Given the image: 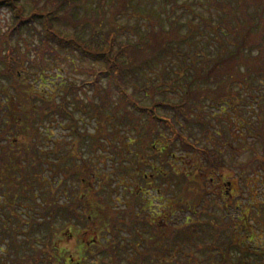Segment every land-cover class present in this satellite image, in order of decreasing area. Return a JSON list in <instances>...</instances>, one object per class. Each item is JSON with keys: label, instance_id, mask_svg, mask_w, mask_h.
<instances>
[{"label": "rangeland", "instance_id": "374dc122", "mask_svg": "<svg viewBox=\"0 0 264 264\" xmlns=\"http://www.w3.org/2000/svg\"><path fill=\"white\" fill-rule=\"evenodd\" d=\"M56 1L57 0H20V4L23 6L24 11L27 12L31 9H50L54 7ZM73 1L72 3L69 2L70 4L67 3L60 8L58 12L59 16L53 19L52 25H55L56 28L63 32L62 34L65 33L66 35L75 36L77 39L86 40L91 45L105 44L107 34L111 30V21L116 26V28L113 27L112 29L115 28L117 30L116 42H136L139 39L138 35H141L140 43L138 44L140 48L144 47L146 41H148V38H150V36L152 35V32L155 33L159 28H164V30L170 29L172 28L171 25L176 22V24L181 27L182 31V20L186 17H192L200 23V30H195L192 36L187 38L186 42L182 43V39L177 38L171 40L170 43H172L173 46L168 49V53L165 51V49H161V45L155 43L154 41L146 44L148 46L146 50L148 56L146 57V60H144L147 62V64H144L143 62L141 63V61L139 63L132 64L136 56V54L134 53L121 55V59L124 64L122 73H124L126 77L125 80L127 81V88L132 90L134 96L139 100L144 101V103H150L148 100V97L150 96L154 97V100L169 99L173 102H176L177 100H179V98L181 100L182 98L183 100H186L187 96L189 99V93L191 91H198L204 88V84L200 80H195V82H193L191 86H189L191 91L188 92L187 90H185L186 85H184V83L182 82V70L176 68V66H180L178 62L182 60V50H184L183 56L186 57V54L188 52L192 53V51H194L196 47L200 48V51L197 53V58L200 61L202 60L203 63L197 60V64L199 63L198 65L199 67H201V70L206 69V66L209 67L213 65L217 58L222 57L223 49L220 46L219 41H217L218 39L213 35L211 28L209 29L203 27L204 22L201 19L211 18L215 20L216 18L219 19V17L223 15V12H220L210 4V0H172L171 2H168L169 6L164 5L167 4L166 2L168 0H128V4L126 5V7H124L123 5H118V3L117 5L115 4V18L111 16L110 12L113 3L111 0H107L108 4H105L104 0H81L75 2V4H73ZM123 2L125 5L126 1L122 0L121 3ZM149 14H152L153 16L150 18L147 16ZM193 14H196L197 16L193 17ZM11 21V11L5 7H1L0 32L3 31V29H5L7 25L11 23ZM184 29H187V25ZM40 34V25L36 21L32 25L24 26L18 36L14 35L12 39L14 44H18V48L20 50H25L27 52L25 56H27L28 58L24 57L27 60L23 65H25V68L28 69L27 73H29L30 81L35 82L36 86L33 84V87H40L38 85V82H40V74L38 73L39 66L37 64L41 60L42 62H44L43 69L45 71V75L47 76L46 78L51 77L53 79L52 92H50L51 95H53L54 99L52 102L53 105H59L61 103L63 95L65 94L66 99L69 102L68 107L71 109V111L74 110V108L77 109L78 103L72 98L71 93L75 92V90H77L79 86L83 85L85 86V90L83 91L81 89L80 93L86 101H82L81 105L83 107H86L88 103V107H90V103L93 102V100H91L89 97H93V95L97 97L99 91L104 93V86H95L93 88L89 85L87 86L86 84L91 78L90 71L99 63L92 62L88 58V56L81 57L77 51L60 47V45H56L54 43L45 51L41 49ZM140 44H142L143 47H141ZM232 49H234V45H227V50ZM33 56L35 58V61L30 60V58H32ZM206 57L208 58L206 59ZM177 58H180V60L178 61ZM170 61V64H172L174 68H164L166 62ZM186 63L188 66L187 69H185V73H187L189 70L191 72H195L196 65L192 63V60L189 59L186 61ZM196 72L201 73L199 71V68L196 70ZM212 79L213 82L210 81V86L212 87L211 89H213V93H207L205 97L202 96V98L200 97V99L197 97L198 102H194L193 104L188 105V107L186 106L183 111L182 108L178 111H173L171 109L169 110L168 106H164L162 108H158L159 111L155 110V113L158 115H168L171 121L175 124V128L179 129L181 134H189L190 139L195 140L201 146L206 145L211 148L213 140L216 139V152H213V155H211L214 164L213 168L216 170V174L220 175L221 179H223L224 182L232 181L233 189L231 191L232 195L230 197L231 205L226 208L225 205L221 203L220 199H217L215 196L213 198L210 196L206 197L207 199L204 202L201 201V191L203 189V185L201 179L199 178L198 181L195 180L197 181L196 183H191L192 187L198 188V192L195 195L196 197H189V200L187 201H190L192 204H200L201 202H203L202 209L203 211L205 210V212H203L204 216L202 215V217H204V219H209V217H211L210 219L219 221V219L212 218L214 214H217V218L218 215L221 214H223L225 217L228 215L231 218H234L228 221L230 223L231 229L234 227V221H237L239 223L236 228L237 231L233 232L234 235L238 237L240 236L242 238H248L247 235H249L250 231H252V237L246 240L245 244L248 246V249L249 247H252L256 250L264 252V206L262 205L264 204V168H261L262 165L258 164L254 157V155L257 154L255 151L260 150L261 142L263 143L262 138H264V130L261 129L262 124L259 120V115H264V85H255L258 83V81L255 79L248 80V84L241 82L240 86L235 84L234 82H228L226 85H224L223 83L219 84L218 79ZM6 81L7 79L5 78L0 79V84L5 83ZM150 82H152L151 85L155 84V86L151 87L149 85ZM83 83H85L86 85ZM7 86L8 88H11L10 85ZM224 86H226L225 89ZM234 90H239L241 92V97L239 99L242 98L243 103H241L242 101H240L239 99L235 100L233 98V95H236V93H234ZM85 94L90 95L87 96ZM261 94H263V96H260ZM4 96L6 95L3 93L0 87V104L3 105H0V143H9L6 145V148H8L12 143L16 142L17 145H19V148L17 145L12 144L14 146L13 149H15L16 146L18 148V150L12 156L14 159L13 162L17 163L18 166L17 168L15 167L13 170L9 171H7V164L4 161V159H7L4 158V156H1V153L3 152H0V175L2 176V180H0V212L5 214V211L9 210V208L12 207L18 213V217L20 216L21 220H30V217H35H32L33 219H35V229H33V227L30 229L26 226H23V228H21L20 230H30L25 231L26 234L24 236L30 237L35 233H39L42 236L44 232H46L45 230H47V228L45 229L43 226H47L48 222L46 219H44L43 221H41L42 223H38V212L42 209L47 199V195H39V197H37L38 204H36L32 201H29L26 197L22 196L23 194H21L22 191L20 190L21 184H23L24 179L26 180V178H29L26 180L28 182H24V184L26 186H30L34 191L37 192V194H39V192L41 194L42 188L40 191L38 183L35 179V169L31 166V164L33 163V159L35 158V160H38V157H40L41 163L38 166L37 174L41 173L42 176H44L48 180L49 185H45L44 189L46 191L50 189V194H53L54 196L56 195V202L57 200H61L62 198V189H69L76 194L75 186L73 185V183L76 184V176L71 173L69 174L68 171L72 167V165L77 164L76 158H72L70 155V143L75 140L76 147H81L82 144L80 143L79 139L73 138L77 137V133L79 132L77 130H71L75 126V124L73 123L70 116H65V114H59L57 112H50L49 114L43 116V119L40 118L35 123V125H37L38 127L37 129L35 128L37 137L34 136L31 139L36 141V149L38 150L39 154L35 155L37 154V150H34L35 154L33 152L30 153L26 148L28 145L24 143L26 141L25 138L23 139V136H21V131L24 133L28 131H26L24 127H20L17 124L20 122V117L24 118V112L21 108H18L17 112L13 113L12 115L16 123L13 122L14 124L12 123L10 125L9 119L7 121L6 117H2L4 115L8 116V112L4 111L5 104H3V100H1ZM217 96L228 98L227 102H229L231 99V108L230 106H228V103L222 102L217 103V106L213 107L212 104L216 103L215 100L217 99ZM162 97H164V99ZM22 101L23 99L20 100L19 103L21 104ZM94 101L99 102L98 100ZM114 104L115 102L111 103L112 106ZM234 110L239 113L242 112L243 115H236ZM182 112L184 114H182ZM86 113L87 112H82L83 119ZM121 113L123 114L124 112L123 109H121V107L119 106L118 114ZM133 113L135 114V116L132 123H134V125H137L136 128L132 127L130 123L128 128H124L123 126L119 127V124L117 125V128H115L117 132H120V134H122V137H125L123 140L125 141L126 147L122 142H120L118 139H114V136H112L111 141H108V143H106L107 151L109 149V145L112 144L111 146H113V144L118 145L119 143V146H121V149L123 151L126 148H128L129 150L132 149L133 151L136 149L138 150L144 139H157L158 135L162 133L161 131L163 129L167 131L166 127L163 128V126L161 124L159 125L158 123L153 124L154 126L150 128L147 124L148 120L150 119L149 117L145 116L144 114H139L137 112L135 113V111H133ZM74 114L77 116V113L75 111ZM90 115L91 118H93L92 109L90 110ZM232 115H234V118L232 117L234 121L231 118ZM247 116H250L253 119L252 126H250L249 124H245V117ZM199 119L203 120L200 121ZM171 121L169 123L170 126L173 124ZM93 122L95 123V121ZM138 123L140 124V126H138ZM82 124L83 122L78 124L77 127H82ZM102 126L104 127L103 129H105L103 130V132L107 134V128L104 124H102ZM173 129L174 128L171 127V130H168L170 134H172ZM240 131H242V133H240ZM128 135H131L132 137L129 143L127 142ZM61 137L63 138L61 139ZM54 139L59 140L58 144L55 143V147H57V149H59L58 151L63 154L60 155V158H58L57 166L59 171L57 173L52 170V163H47L46 161L49 158L48 155L50 154V151L53 150ZM68 139L69 142H65ZM102 142L103 141H100V143L97 142V144L91 145L92 150H90V152L87 150V147L84 146L86 152L83 155V160H86L87 163H84L82 166L84 167V171H86V174L89 176L90 181H92L91 179H93L92 177L95 172L99 174L100 172H104L102 170H106L105 173H110L112 171V166L110 165V160L108 158V152L103 151V156L101 158H97L95 156V154L97 153L96 151H100L99 144H101ZM252 144H254V146ZM179 147V142L170 144L169 150L171 151V153H176V156H172L170 154V159L171 157H174L175 159H177L178 157L182 158L181 156H185L186 158H188L189 155H187V153H185L184 151H182L181 153V149ZM250 147H252V149L255 148V153L250 152ZM69 148L70 150H68ZM182 149H185V147L182 146ZM1 150L2 149L0 148V151ZM212 150L214 151L215 147ZM219 150L222 152V156H220L221 153H219ZM65 152L67 154H65ZM50 158L52 160V154H50ZM200 159L203 162L206 160L205 158L201 157ZM101 161L103 162L101 163ZM102 166H104V168H102ZM1 167L3 169V172L1 170ZM242 167L245 168L246 173H241ZM182 168V171H184V173H189V169L185 167L184 164L182 165ZM6 172H8L12 177L10 176V178H6ZM206 173L210 174V172ZM110 174H113L114 176L110 179H113L112 184L115 183L114 185L118 186V191L112 193H106V191L104 192V190L101 189L103 180L101 181L99 179L100 182L98 183V185L96 183L92 186V188H96L95 190L98 192L97 196H93L88 191L86 192V194H84V199L90 201L89 204H87V202L85 203V208L88 213H90V218L86 216L85 219L87 221L90 220L91 224L93 225L92 227H99V230L96 231V233L98 234L97 238L101 241V243L106 245V247H103L100 250L101 252H103V254H100V256L102 257H100L99 261L104 264H109L108 262H106L107 259L105 258L110 257V261L112 262L111 264H127L124 259V252L129 251V247L125 244H113L110 231H125L126 229L132 230V228L134 227L132 219L130 217L131 211H129V209H127V207L125 206V201H132V198H130L129 193L121 190V186H129L132 183V177L123 174ZM193 175H195V171L193 172ZM24 176L26 178H24ZM57 178L61 179L60 185L63 184V187L60 188V190H57ZM9 180L12 181L11 187L14 191L12 193H15V195H9L10 197L8 195L6 196V193H8V191H6V186L7 182L9 183ZM46 181L43 184H46ZM154 181L156 182V184L161 182L156 178ZM51 182L54 184L53 186H55V188H52ZM168 185H170L169 191L166 187ZM163 186H165L166 191L162 190V193H156L158 196L155 193H151L150 196H148L147 194L144 196L143 201H148L150 199L152 203L162 202L163 204L165 202V204L167 203L169 205H172V194L175 197L179 193L180 189L178 190L177 185L173 184L171 181H168V184ZM160 188L162 187L160 186ZM144 189H146V186L144 187ZM121 193H124L122 194V196L125 197H122L123 200L121 198ZM58 194H61V198L60 196H58ZM91 196L93 198H90ZM177 196L173 200L174 203H178L176 199L180 196ZM116 198H118V201ZM68 200H71V197L63 198L64 203H66V201ZM73 200L77 199L72 198L71 201ZM179 200L182 201V198H179ZM91 204L93 205V210L91 209ZM80 205L83 206L82 203H80ZM118 209H120V211H118ZM179 211L180 209L178 210V212ZM58 213L62 214V216L66 215L65 212L60 208ZM4 214H0V222L1 220L4 221L8 219ZM178 214L179 213H177L176 215L177 218L172 217L170 225H172L174 221H180V214ZM95 216L97 218L96 220H94ZM243 220L245 226L244 228L242 227ZM36 222L38 224H36ZM50 223H52L51 229L60 226V221L54 217L50 218ZM104 225L106 227L109 226L110 228H106V230L103 231ZM199 225L197 226V231H187L186 235L183 236V240L182 233L177 236V242L171 243L172 246L174 244L175 246L173 247L174 249L171 252L170 256H172V254L179 255L178 244H182V258L179 257V259H183L186 261H188L189 259L192 262L186 263L185 261V264H211L210 260H206L203 258L205 255L204 252L207 251L208 244L210 242L217 244L216 250L212 252V260H214V263L217 262L218 259H220L222 253L228 251V248L226 246L227 244L225 242L221 243V240L223 238H228V233H225L226 231H224L223 234L218 235L216 239H214L210 234L211 231H207L205 229L207 228L206 225L200 227ZM83 226L84 225H81V227ZM155 230L158 231L157 227L155 228ZM177 230L182 231V221L180 228H170V230H168L170 231V237L173 235V237H175L176 234L174 231ZM183 230L188 229L184 228ZM2 231H7L9 233V231L12 230H9V228L7 230L4 229L0 230V233ZM5 233L3 235L4 237ZM91 235L92 234H90V237ZM3 236L2 238H0V247L5 249L7 254H4V256H2L0 253V264H4V262L2 261L4 258L5 264H8V262H10L9 252L7 251L8 248L6 249V247L8 246L7 242H4ZM16 240L18 242L21 241L22 236L17 238ZM40 240L42 241L43 239L39 238L38 242L36 243L39 247H41L42 245ZM109 241L111 242V245L109 244ZM24 246L17 245L15 247L16 250L13 253L19 256L18 258L24 255V252L22 251L31 250L26 247V245ZM119 251H122V253H120ZM232 253L233 255L235 254L232 257L233 261H235L234 264H242L236 258L237 252L234 248ZM90 256V258L97 257L95 251H92V254ZM97 258L99 259V257ZM87 259L84 261V264H88L89 261Z\"/></svg>", "mask_w": 264, "mask_h": 264}, {"label": "trees", "instance_id": "16d2710c", "mask_svg": "<svg viewBox=\"0 0 264 264\" xmlns=\"http://www.w3.org/2000/svg\"><path fill=\"white\" fill-rule=\"evenodd\" d=\"M73 0H57L54 7L50 9H36V10H29L24 11L23 6L20 4V0H0V8L5 7L11 11V17L12 21L3 31L0 32V79H7L5 83H1L0 87L3 93L6 95L3 97V104H5V112H8V116L4 115L2 117H6L7 121L9 119L10 125L16 121H14L12 115L13 113H16L18 108H21L24 112V118L20 117V122L17 123L18 126L24 127L26 129V133L22 132L21 130V136H23V139L25 138V144L28 145L26 148L29 150L30 153H34V150H37V144L35 140H32L34 136L37 137L36 129L38 128L37 125H35L36 121H38L40 118L43 119V116L46 114H49L50 112H59L65 115H68L71 117L73 122L75 121L73 118V114L71 109L68 107L69 102L66 99L65 94L63 95L61 99V103L59 105H53V95H51L50 92H52V83L53 79L51 77L46 78L45 71L43 69L44 62L41 60L38 62L39 66V80L38 85L40 87L34 88L33 84L35 85L34 81H30L29 73H27V68H25L24 62H26L28 58L25 56L27 53L25 50H20L18 48V44H14L12 39L13 36L21 32L22 28L26 25H32L34 22H38L40 25V41H41V49L45 50L47 48H50L52 44L60 45V47L68 48L73 51H77L81 57H86L92 61V62H98L99 64L92 68L90 71L91 78L86 83L87 86L91 87H102L104 86V93L99 91V94H97V97L93 95V97H89L93 102L90 103V107H88V103L85 107V111L88 113L90 110H93V118L96 120L97 124H100L99 129H103L104 127L102 124L105 125L107 128V134H106V143L108 141H111V137L114 136V139H118L120 142L123 143V145L126 147L125 141L123 140L125 137H122V134L120 132H117L115 128H117V125L123 126L124 128H128L129 123L132 127L136 128L137 125H134L132 123L134 121L135 114L133 113V109L137 110L139 114H144L145 116L149 117L148 125L150 128H152L154 125L158 123V120L155 119V117L152 115L151 109H155L157 111L158 108H162L164 106H168L169 110L178 111L182 108V111L184 108L188 105L193 104L194 102H198L197 97L200 99L202 96H206L207 93H213V89L210 86V81L213 82L214 80H219V84L223 83L226 85L228 82H234L235 84L240 86V83H247L250 79H255L258 81L257 86L264 85V0H210V4L215 7L220 12H223V15L219 17V19H206L201 18L204 22L203 27L204 28H211L213 35L216 36L219 41L220 46L223 49L222 57L217 58L215 63L211 66H206V69H202L199 67L198 61H200L197 58V53L200 51V48H195L192 53H187L186 57L184 55V50H182V60L180 58L178 59L179 67L176 66L179 70H182V82L184 85H186L185 90L188 92L191 91L190 87L195 80H200L204 84V88L198 91H191L189 94V99L187 96L186 100H182L179 98L176 102H173L172 100H154V97H148V100L150 103H144V101L139 100L137 97L134 96L133 91L127 88V81L125 80V75L122 73V69L124 68V64L121 59V55H128V53H134L136 54L134 61L132 64L141 63L147 64L146 57L148 56L146 53V50L148 46L146 44H149L151 41H154L155 43H158L161 45V49H165V51H169L168 49L173 46L172 43H170L171 40L174 39H182V43L187 41V38L192 36L193 32L200 30V23L195 20L192 17H186L182 20V31L181 27L174 22L172 24V28L164 30V28H159L158 31L155 33L152 32V35L150 38H148V41H146V44L143 45L140 44L141 47H139L140 43V37L141 35H138V40L136 42H124V43H118L116 42V35L117 30L115 29V24L111 21L110 27L111 30L107 34L105 44L104 45H91L89 42L83 39H77L75 36L66 35L65 33L62 34L58 28H56L55 25H52V21L54 18H56L58 15V12L60 8L63 5H66L67 3H72ZM81 1L76 0L73 1V4L75 2ZM100 1V0H99ZM105 4H108L107 0H104ZM112 6L110 9L111 16L115 18L116 12L115 10V4L117 5H123L126 7L128 4V0L126 1V4L124 5V2L122 0H111ZM172 0H168L164 4L166 6H169L168 2H171ZM69 3V4H70ZM121 3V4H119ZM139 3V2H138ZM165 3V2H164ZM114 5V7H113ZM123 7V8H124ZM190 9V8H189ZM114 13V14H112ZM152 13V12H151ZM115 15V16H114ZM148 17H152V14L147 15ZM197 16L196 14H193V17ZM154 18V17H153ZM112 20V19H111ZM187 25V29L185 30V26ZM115 27L114 29H112ZM198 29V30H197ZM170 43V45H169ZM232 44L234 45V49L227 50V45ZM139 47V48H138ZM175 47V44H174ZM48 52V51H47ZM168 53V52H167ZM208 57H206L207 59ZM145 59V60H144ZM191 59L192 63L195 64V72L189 71L185 73V69H187V63L186 61ZM31 61H35L34 56L30 58ZM150 60V59H148ZM198 60V61H197ZM203 63V61H200ZM170 62H166V65H164V68H174ZM174 63V62H173ZM186 63V65H185ZM202 66V65H200ZM199 68V71L201 73H197L196 70ZM230 70V71H229ZM208 81V82H207ZM207 82V83H206ZM83 83V84H85ZM85 84V85H86ZM152 82L149 83L151 87H154L155 84L151 85ZM245 84V85H247ZM3 85V86H2ZM7 85H10L11 88H8ZM36 86V85H35ZM76 87V86H74ZM226 86H224L225 89ZM71 88V87H70ZM85 86L81 85L78 87L75 92H72V98L77 101L78 107H81L80 109H83L81 106V102L86 101L81 92V89L84 91ZM144 88V87H143ZM72 89V88H71ZM153 89V88H152ZM207 90V91H206ZM115 92V93H114ZM26 93V96H25ZM234 93L236 95H233V98L235 100H238L241 97V92L239 90H234ZM90 95V94H85ZM84 95V96H85ZM25 96V97H24ZM260 96H263L261 94ZM24 97V98H22ZM86 97V96H85ZM99 97V98H98ZM208 97V96H207ZM164 99V97H162ZM22 103L20 104V100H22ZM88 99V98H87ZM228 98H222V96H217V99L215 100L216 103L212 104V106H217L216 104L219 102L222 103H228V106L231 108V99L230 103L227 102ZM94 100H98L99 102H95ZM242 101V98L239 99ZM115 104L112 106L111 103ZM19 103V104H18ZM26 103V105H25ZM2 105V104H0ZM93 105V106H92ZM3 106V105H2ZM71 106V105H70ZM119 106L121 109H123V114H118V108ZM192 108V107H191ZM224 108V107H223ZM75 109V108H74ZM139 109V110H138ZM107 110V111H106ZM236 115L242 116V112L239 113L236 110H234ZM136 113V112H135ZM182 114H184L182 112ZM235 115V114H234ZM232 115L231 118L234 116ZM234 118V117H233ZM232 120L234 121V119ZM246 122L245 124H249L252 126L253 119L250 116L245 117ZM171 120V119H170ZM202 121L203 119H199ZM259 120L262 124V128L264 130V115H259ZM1 122V121H0ZM160 122V121H159ZM13 123V124H14ZM173 123V122H172ZM139 124V123H138ZM159 125L161 123H158ZM17 126V125H16ZM140 126V124L138 125ZM245 126V125H244ZM18 127V128H20ZM174 129L172 130V134H170V144L173 143H180V152L182 153V146H184L186 149L192 150L188 153V155L191 157V160L189 161V165L193 166V164L200 165L201 158H205L204 165H214L213 159L211 155H213V152H216V139L213 140L211 144V148H209L206 145H199L195 140L190 139L189 134H181L179 129L175 128V124L173 123L172 126ZM12 128V127H11ZM36 128V129H35ZM34 129V131H33ZM83 131V130H82ZM155 131V130H153ZM242 133V131H240ZM179 134L181 136L179 137ZM120 135V136H119ZM159 136V135H158ZM117 137V138H116ZM163 141L162 133L160 135ZM128 143L131 141L132 137L131 135H128ZM113 139V138H112ZM31 142H30V141ZM95 141H97L95 139ZM263 143L261 142V148L260 150L255 151V148L252 149L253 146L250 147V152H256L257 154L254 155L256 162L258 164H261V168H264V138H262ZM118 142V141H117ZM151 139L146 138L142 141L140 148H138V152L132 153L128 148H126L124 151L121 149L120 143L118 145L113 144V146L109 145V152H108V158L110 160V165L112 166V171L110 173L116 174H123V175H129L132 177L133 180H138L140 178V175H138L137 168L138 166H143L142 163L138 160L139 154H143V146L147 145L150 146ZM9 143H0V148L2 149L0 152L1 156H4L7 160L4 159L6 165L7 171L13 170L15 167L17 168V163H14L13 155L18 150L19 145H17L16 142L12 143L18 146L13 149V145L11 144L8 148H6V145ZM4 147V149H3ZM215 147V150L212 149ZM222 147V145H221ZM220 147V148H221ZM152 149V147H151ZM33 150V151H32ZM126 151V152H125ZM220 151V150H219ZM259 151V152H258ZM261 151V152H260ZM254 152V153H255ZM220 156H222V152L220 151ZM39 152L37 150L38 155ZM51 154V151H50ZM50 154L48 155V159L46 160L47 163H52V160L50 158ZM172 156H176V153H171ZM180 156V155H179ZM253 156V154H252ZM182 157V156H181ZM38 160L33 159V163L31 166L35 169L34 174L36 176V181L38 183V187L42 192L40 194H37L36 191H34L30 186H26L24 184L27 183L26 181L29 178L24 179L23 184H21L20 190L22 191L21 194H23V197H26L29 201H32L36 204L37 197L39 195H47V199L42 207V209L38 212V223H42L44 219L47 220L48 225L43 226L46 232L41 236L39 233H35L33 236H24L26 233L25 231H17L23 228V226H26L28 228L35 229L34 227V221L35 217H30V220L24 219L21 220L20 216L18 217V213L11 207L9 210L5 211V214L0 212V214H4L7 220H4L0 222V230L8 229L13 230L9 231H2L0 233V238L5 233V237L3 238L4 242H7L6 249L8 248L9 252V259L10 262L8 264H56L57 260L55 257L52 256V252L57 251V248L55 247V236L54 231H51L52 223H50V218L54 217L56 218V210L59 208L63 210L65 213L69 210L67 203L61 204L58 200L56 202L55 197L53 194H50V189L46 191L45 185L48 184V180L42 176V174H37L38 172V166L41 163L40 157H38ZM12 159V160H11ZM196 161H194V160ZM255 162V163H256ZM218 163V162H217ZM176 164V165H175ZM194 164V165H195ZM220 164V163H219ZM175 165V166H174ZM182 165V158L178 157L175 159L174 157H171V165H170V171L168 180L171 181L173 184H176L179 190V193L177 194L180 196L182 193L185 194V199L189 200V197H196L197 194L195 190L198 192V188L192 187V182H197L198 178L200 179L201 176L198 173L199 170H202L203 168L200 166L194 167V169L190 170L189 173H183L182 175V168L180 167ZM196 166V165H195ZM42 167V166H41ZM52 167V165H51ZM201 168V169H200ZM1 170L3 172V169L1 167ZM195 171V175L193 172ZM107 173L102 181V190L106 193H112L115 192L114 184H112V180L110 178H113V174ZM241 173H246L245 168H241ZM6 178H10V174L8 172L5 173ZM110 176V177H109ZM112 176V177H111ZM182 176H183V182H182ZM12 177V176H11ZM85 177L89 179V176L85 173ZM174 180H173V179ZM0 180H2V176L0 175ZM47 180V181H46ZM197 180V181H195ZM46 181V184H43ZM11 180H9V183L7 182L6 186V196L12 195L15 193L12 187H11ZM52 188H55L53 186L54 184L51 182ZM49 185V184H48ZM200 185V184H199ZM5 186V183H4ZM51 188V189H52ZM3 189V187H2ZM132 190V189H131ZM130 188L126 189V192L129 193L130 198L135 199L137 194L131 191ZM98 192H90L93 196H97ZM50 194V195H49ZM176 195V196H177ZM199 195V194H198ZM172 194V202L170 205V211H171V217L176 218L177 212L182 207V202H179V198H182V194L179 198L176 200L178 203H174L173 200L176 198ZM177 196V197H178ZM10 197V196H9ZM90 198H93L92 196ZM191 202L187 201L183 204V207H188ZM264 206V204H262ZM50 206V207H49ZM91 209L93 210V205L91 204ZM203 207V206H202ZM206 207V206H205ZM204 207V208H205ZM36 210V209H35ZM114 210V209H112ZM130 211V209H129ZM203 211V209H202ZM205 212V210L203 211ZM61 216L60 220V226L59 227H69L71 220H67L66 215L62 216V214H59ZM226 215V214H225ZM92 217V216H91ZM201 218V222L203 220V217L201 215L199 216ZM210 218V217H209ZM96 216L94 220H96ZM219 221H217L218 224L214 225L211 222H207L208 224L207 228H204L207 231H215L213 235H221L224 231L225 233H228L227 239H222L221 243H226L228 251L221 254L220 259L217 262H211V264H234L235 261H233L232 257L233 255L232 251L233 248L236 250V258L239 262L242 264H264V252L260 250H256L252 247H249L245 244V241L252 237V231H250V234L247 235L248 238H242L235 236L233 232L237 231V226L239 223L237 221H234V227L230 228V223L228 222L231 218L230 216H224L223 214L218 215ZM240 219V217H239ZM36 222V224H38ZM242 227L244 228V220L242 222ZM201 224V223H199ZM201 226V225H200ZM209 226H211L209 228ZM171 229L174 228H180L181 225L179 222L174 221L173 224L170 226ZM99 228V227H98ZM110 228L109 226H103V229ZM184 228L188 230H183ZM113 230V229H112ZM42 231V230H41ZM187 231H197V226L192 224V222L188 221L186 224H182V231H174L176 236H171V243L177 242L176 238L177 236L182 233V240L183 236L186 235ZM22 236L21 241H17L16 239ZM245 236V237H247ZM39 238H42L41 241V247L37 246V242ZM24 246L28 247L31 250H25L23 256L18 258L19 256L15 255L13 252L16 250V246ZM25 247V246H24ZM173 250V249H172ZM230 250V251H229ZM62 252V251H60ZM0 253L2 256L4 254H7L5 249L0 247ZM30 253V254H29ZM64 254V252H62ZM13 254V255H12ZM204 258L206 259V253L204 252ZM173 258V259H172ZM5 259V258H4ZM4 259L2 260L5 264ZM12 259V260H11ZM169 264H182V260L179 259L178 255H173L170 258ZM21 261V262H20ZM24 261V262H23ZM185 261V260H183ZM56 262V263H55ZM187 262L192 263L189 259Z\"/></svg>", "mask_w": 264, "mask_h": 264}, {"label": "flooded vegetation", "instance_id": "af4514ba", "mask_svg": "<svg viewBox=\"0 0 264 264\" xmlns=\"http://www.w3.org/2000/svg\"><path fill=\"white\" fill-rule=\"evenodd\" d=\"M80 108L81 107H77V109L72 110L73 118L75 120L73 123L75 124V126L71 130H77L79 132L77 133V137L73 138L79 139L82 145L80 148L76 147L75 140L70 143V155L72 158H76L77 164L72 165V167L68 171L69 174L71 173L76 176V184L73 183V185L75 186L76 194L69 189L61 190L62 198L61 194H58V196H60L61 198V200L58 201L61 204H64L63 198L66 197H71V200L72 198H76L78 201H66L69 210L65 214L67 220H71L70 226L65 228L56 227L51 229V231H54V236L56 238L55 247L57 248V251L52 252V256L57 260V263L55 262L56 264H84V261L87 259V257V260L89 261L88 264H101L102 262H100L99 260L100 257H102L100 256V254L102 255L103 252H101L100 250L103 247H106V245L101 243V241L97 238L98 234L96 233V231H98L99 229L96 227H92L93 225L91 224L90 220L87 221L85 219L86 216L90 218V213H88L85 208V203L87 202V204H89L90 201L84 199V194H86L87 191L97 192L95 190L96 188H92V186L96 183L98 185L100 180L102 181L107 173H105L106 170H102L104 172H100L99 174L95 172L92 177L93 179H91L92 181H90L85 177L86 171H84V167L82 166L84 163H87L86 160H83V155L86 152L84 146H86L87 150L90 152V150H92L91 145H95L97 144V142L100 143V141H103L101 144H99L100 151H96L97 153L95 154V156L97 158H101L103 156V151L108 152L106 148V134L103 132V130L99 129L100 124H97L96 120L94 118H91L90 112L86 113L83 119L82 112H86L85 107L82 106L83 109ZM74 111L77 113V116L74 114ZM161 118L163 119V122L158 123H161L163 128L166 127L168 131L170 129V117H168V115H161ZM93 121H95V123ZM82 122V127L78 128V124ZM167 131H165L164 129L161 131L163 141L161 140L162 138L160 137V134L157 139L151 140L149 144L150 146H148V144L143 146V154H139L138 157V160L143 165L138 166L137 168L140 178L138 180L132 179V183L129 186H121L122 191H126L127 188H130V190L132 189L133 192L137 194L136 198L132 199V201H125V206L131 211L130 217L134 225L132 230L126 229L125 231H110L113 244H125L129 247L130 250L124 252V259L127 264H169L171 260L170 255L173 251L172 249H174L173 247L175 246V244L173 246L171 245L170 231H168L171 228L170 223L172 220L170 205L167 203L165 204V202L163 204L162 202L152 203L150 199L148 201H143L144 196L147 194L148 196H150L151 193H162V190H165V186L163 185L168 184V179L170 178L168 176L170 171L171 159L169 156L170 132ZM62 138L63 137H61V139ZM95 139L97 141H95ZM53 142L54 147L51 151L53 166L52 170L57 173L59 171L57 166L58 158H60V155L63 154L58 151L59 149H57V147H55V143L58 144L59 140L54 139ZM65 142H69V139ZM68 150H70V148ZM130 151H132V153L138 152L137 149L134 151L131 149ZM182 151H184L188 155V153L192 150L185 148L182 149ZM65 154L67 153L65 152ZM182 158V165L184 164V166L190 170L194 169V167L197 166L203 168L202 170L198 171L201 176L200 179L203 185V189L201 191V201L204 202L207 199L206 197L210 196L213 198L215 196L217 199H220L221 203L225 205L226 208H228L231 205L230 197L232 195L231 191L233 189L232 181L224 182L223 179H221V176L216 174V170L213 168V165H204V162H201L200 165L194 163L196 166L193 164V167L189 165L191 157L188 156V158H186L185 156H182ZM102 162L103 161H101V163ZM182 165H180L181 168ZM104 166H102V168H104ZM206 172H210V174H207ZM183 173L184 171H182V175ZM155 178L161 182L156 184V182L154 181ZM60 183L61 179L57 178V190H60V188L63 187V184L60 185ZM145 186L146 189H144ZM160 186L162 188H160ZM114 187L115 191H118V186L114 185ZM166 187L169 191L170 185ZM183 190L184 189L182 188V201L179 200L180 202H182V208H180V211L177 212L180 214V221H177H179L180 225L181 221L183 225L190 221L192 222V224L198 226L199 223H201V218H199V216L201 215L202 217L203 215V202H201L200 204L191 203L190 205H188V207H183V204L187 202ZM195 192L197 193L196 190ZM122 194L124 193H121V198H125L124 196H122ZM116 199L118 201V198ZM80 203H82L83 206H81ZM58 211L59 210L57 209L55 213H57L56 218L60 221L61 216L59 215ZM118 211H120V209H118ZM212 218L218 219L217 214H214ZM212 223L217 224V220L212 219ZM81 225L84 226L81 227ZM156 227L158 231L155 230ZM105 230L106 229H103V231ZM17 231L30 230L24 229ZM90 234H92L91 237ZM109 244L111 245L110 241ZM178 245V256L182 258V244ZM60 251L64 252V254ZM92 251H95V254L97 257H99V259L97 257L90 258ZM119 252L122 253V251ZM105 259H107L106 262H108L109 264L112 263L110 261V257ZM182 264H185L183 259Z\"/></svg>", "mask_w": 264, "mask_h": 264}]
</instances>
